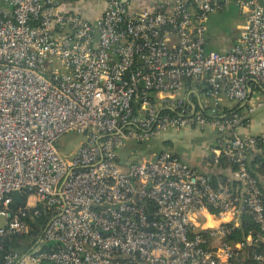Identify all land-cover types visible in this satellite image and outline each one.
<instances>
[{
  "label": "built area",
  "instance_id": "1",
  "mask_svg": "<svg viewBox=\"0 0 264 264\" xmlns=\"http://www.w3.org/2000/svg\"><path fill=\"white\" fill-rule=\"evenodd\" d=\"M63 1L0 0V238L32 242L0 264H264V194L247 167L264 134L239 132L264 105L263 0H103L96 19ZM230 5L238 38L208 49L209 15ZM189 128L214 135L203 169L168 151L118 155ZM68 133L83 139L66 153ZM243 215L253 227L231 237Z\"/></svg>",
  "mask_w": 264,
  "mask_h": 264
},
{
  "label": "rangeland",
  "instance_id": "2",
  "mask_svg": "<svg viewBox=\"0 0 264 264\" xmlns=\"http://www.w3.org/2000/svg\"><path fill=\"white\" fill-rule=\"evenodd\" d=\"M76 0H69L72 2ZM79 2H88L91 7L95 6L99 0H77ZM87 4V6H89ZM99 4V3H98ZM93 10V9H92ZM239 9L232 5L230 11L223 13L221 19V25L228 26L229 28H237L239 22ZM264 123V105L258 108L255 112L251 114V125ZM200 132L197 129L189 130H175L168 129L162 132L160 135L151 138L142 143L126 142L118 150V155L120 158L126 161H136L140 160L141 157H152L154 153L160 151H168L182 158L183 156L192 157L194 160L198 161L201 159L203 153L209 152L208 144L212 143L214 135L207 132ZM83 137L78 134L68 133L59 138L61 144L60 150L69 153L75 149V145L78 144ZM206 155V154H205ZM198 221H203L204 219L198 215ZM4 226V219L0 216V227ZM31 240L26 241V245H30Z\"/></svg>",
  "mask_w": 264,
  "mask_h": 264
},
{
  "label": "crops",
  "instance_id": "3",
  "mask_svg": "<svg viewBox=\"0 0 264 264\" xmlns=\"http://www.w3.org/2000/svg\"><path fill=\"white\" fill-rule=\"evenodd\" d=\"M69 0L63 1V7L65 10L75 11L79 13L82 16H85L90 19H96L99 17L103 11V0L97 1L98 3L91 7V5L86 2H79V1H72L68 2ZM154 0H129V8L132 11L140 10L142 8H147L149 4ZM169 2L170 0H166ZM89 4V6H87ZM262 5L264 6V0L262 1ZM232 5L224 8L223 10H218L210 13L208 21H207V32H206V39H207V48L216 50L219 52H225L227 51L237 40L239 35V30L237 28H229L228 26L221 25V19L222 15L225 12L230 11ZM93 9V10H92ZM227 105H232L226 102ZM251 116L249 118V121L244 124L240 129L239 132L241 134L246 135H263L264 134V123L262 124H256L251 125ZM190 130L192 128H189ZM186 129V130H189ZM207 134V133H205ZM214 138L212 143H208L210 145H213ZM206 154V153H205ZM205 154L203 153L200 160L196 161L192 157L183 156L182 159L187 161L192 166H195L197 168L203 169L205 167L204 160H205Z\"/></svg>",
  "mask_w": 264,
  "mask_h": 264
},
{
  "label": "trees",
  "instance_id": "4",
  "mask_svg": "<svg viewBox=\"0 0 264 264\" xmlns=\"http://www.w3.org/2000/svg\"><path fill=\"white\" fill-rule=\"evenodd\" d=\"M241 109V108H239ZM258 150H250L249 152V158L247 161V167L250 173H252L255 177H257L260 181L259 186L261 190L263 191L264 194V142H259L258 143ZM177 156V155H176ZM229 164V161L221 157L220 158V166L219 167H226ZM223 175L222 173L220 174H213L212 182H216V178ZM249 216L243 215L241 217V224L231 235V237H236V238H242L244 234H246L247 230L251 227H253V223L251 220H249ZM47 220V215L46 214H40V216L33 218V227H34V232L36 231L37 228L45 224ZM29 239L28 235H21V236H12L10 238H0V244H2V250L0 253L8 251V250H23L24 249V242H26ZM264 249L263 246L259 247V250Z\"/></svg>",
  "mask_w": 264,
  "mask_h": 264
},
{
  "label": "water",
  "instance_id": "5",
  "mask_svg": "<svg viewBox=\"0 0 264 264\" xmlns=\"http://www.w3.org/2000/svg\"><path fill=\"white\" fill-rule=\"evenodd\" d=\"M13 197H14V204H17L20 202V199H21V195L18 191H15L13 193ZM0 261H1V256H0Z\"/></svg>",
  "mask_w": 264,
  "mask_h": 264
}]
</instances>
